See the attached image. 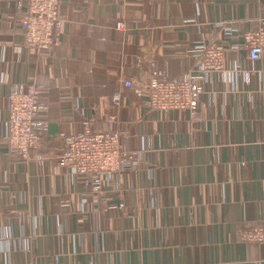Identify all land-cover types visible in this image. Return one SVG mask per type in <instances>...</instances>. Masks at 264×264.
Listing matches in <instances>:
<instances>
[{
  "label": "crops",
  "instance_id": "obj_1",
  "mask_svg": "<svg viewBox=\"0 0 264 264\" xmlns=\"http://www.w3.org/2000/svg\"><path fill=\"white\" fill-rule=\"evenodd\" d=\"M17 2L0 0V264H264V242L242 239L264 226V56L244 39L264 0H60L48 51L24 42ZM154 72L198 79L199 122L124 85ZM15 84L48 106L27 161L4 138ZM86 128L118 131L138 163L86 186L58 163L60 133Z\"/></svg>",
  "mask_w": 264,
  "mask_h": 264
},
{
  "label": "built area",
  "instance_id": "obj_2",
  "mask_svg": "<svg viewBox=\"0 0 264 264\" xmlns=\"http://www.w3.org/2000/svg\"><path fill=\"white\" fill-rule=\"evenodd\" d=\"M18 20L26 44L39 51H48L59 43L61 25L60 0H18ZM249 58L259 60L264 56V28L244 34ZM204 68L220 69L222 51L208 48L204 51ZM124 85L138 96H145L148 108L159 111L179 110L188 112L199 122V105L203 87L190 73L172 78L154 72L146 86L124 80ZM118 99V96L115 97ZM48 106L40 100L37 85L15 84L7 99L5 141L10 153L27 161L47 134L48 122L42 112ZM112 121V119H110ZM62 141L58 163L75 176L82 178L86 186L100 189L102 179L119 172L129 161L138 163V152H126L121 147V134L115 130L98 131L86 128L75 134L60 133ZM242 239L248 242H264V226L246 230Z\"/></svg>",
  "mask_w": 264,
  "mask_h": 264
},
{
  "label": "rangeland",
  "instance_id": "obj_3",
  "mask_svg": "<svg viewBox=\"0 0 264 264\" xmlns=\"http://www.w3.org/2000/svg\"><path fill=\"white\" fill-rule=\"evenodd\" d=\"M32 151V150H31ZM31 154H32V152H31Z\"/></svg>",
  "mask_w": 264,
  "mask_h": 264
}]
</instances>
